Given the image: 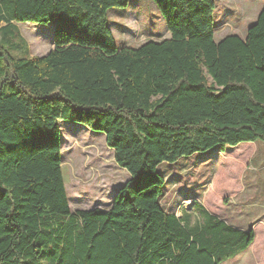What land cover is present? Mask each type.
Wrapping results in <instances>:
<instances>
[{
	"label": "trees",
	"instance_id": "obj_1",
	"mask_svg": "<svg viewBox=\"0 0 264 264\" xmlns=\"http://www.w3.org/2000/svg\"><path fill=\"white\" fill-rule=\"evenodd\" d=\"M152 1L170 36L133 48L108 18L129 0H0L2 35L54 25L44 56L0 43V264H224L254 243L207 209L192 227L167 211L158 168L264 142V9L216 41L215 0ZM61 122L103 133L128 173L108 210L71 212Z\"/></svg>",
	"mask_w": 264,
	"mask_h": 264
},
{
	"label": "rangeland",
	"instance_id": "obj_2",
	"mask_svg": "<svg viewBox=\"0 0 264 264\" xmlns=\"http://www.w3.org/2000/svg\"><path fill=\"white\" fill-rule=\"evenodd\" d=\"M218 14L215 11V19ZM108 18L119 46L137 48L145 42L162 41L170 36L152 0H129L127 8H114ZM15 25L8 35L0 34V43L13 55L44 56L53 49V24ZM230 32L222 30L216 39ZM3 36L5 40L1 41ZM60 129L62 169L70 208L74 211L109 203L113 191L124 185L129 175L116 164L114 152L106 145V136L69 122H61ZM246 145L253 147L245 148ZM240 146L243 147L223 156L215 148L182 158L175 164L160 165L158 171L167 181L161 203L167 211L179 213L183 206L188 209L193 206L187 196L194 191L204 194L203 200L196 195L195 200L202 203L196 201L193 210H200L203 204L230 225L245 229L251 225L255 231L256 240L250 250L225 264H264V142ZM248 151L254 153L232 176L227 166L237 164L239 156ZM199 216L192 212V222L200 220Z\"/></svg>",
	"mask_w": 264,
	"mask_h": 264
},
{
	"label": "crops",
	"instance_id": "obj_3",
	"mask_svg": "<svg viewBox=\"0 0 264 264\" xmlns=\"http://www.w3.org/2000/svg\"><path fill=\"white\" fill-rule=\"evenodd\" d=\"M215 1H216V10L215 11L219 12V14H220V15L218 14L216 16V19L214 21L215 40L216 41H220V40L224 39L225 37L231 36V35L239 36L240 38L245 39L247 36V32H248L249 28H251L257 22L260 13L264 9V0H251V3H250V1L248 3L247 0H215ZM233 17L238 18V19H233ZM222 30H227V31H231V32L229 34H226V35L220 37L217 40L216 34ZM251 147H253V146L251 145ZM253 153L254 152L248 151L244 155H247L246 158H248ZM120 188L121 187H119L117 190L113 191L109 203H100V204L96 203L93 206L88 207V208L76 209L74 211L70 208V210H71V212H76V211H80V210L90 211L93 209H100V210L106 211L112 206L114 194ZM196 195H198V196L200 195V200L201 199L203 200L204 194H198L197 191H194L193 195L187 196L189 198V200H188L189 203L193 204V206L190 209L183 206L180 209L179 213L171 211V212L175 213L178 218L185 219L184 221L186 224L189 225V227H192L195 224L202 221L200 210L206 209L204 207V205L202 204L200 210H193L195 202L200 201L198 199L195 200ZM68 200H69V198H68ZM200 202L202 203V201H200ZM69 206H70V200H69ZM192 212H196L197 214H199L200 220H198L196 222H192V220H191V213ZM220 219L225 221L222 218H220ZM228 225H230V224L228 223ZM230 226H232V225H230ZM232 227L240 229V230L253 229V227L251 225L249 227H247L246 229L245 228H239L236 226H232ZM255 240H256V235H255ZM254 243H255V241H254ZM254 243L250 246V248L254 245ZM250 248L247 251H249ZM246 252H244V253H246ZM231 260H233V259H231ZM231 260H229V261H231ZM229 261H227V262H229ZM227 262H225V263H227Z\"/></svg>",
	"mask_w": 264,
	"mask_h": 264
}]
</instances>
